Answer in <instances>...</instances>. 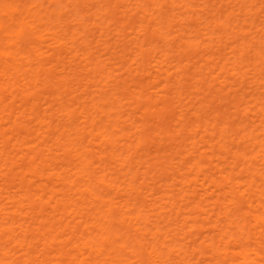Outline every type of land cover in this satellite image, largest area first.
<instances>
[{"label":"bare ground","instance_id":"6f19581e","mask_svg":"<svg viewBox=\"0 0 264 264\" xmlns=\"http://www.w3.org/2000/svg\"><path fill=\"white\" fill-rule=\"evenodd\" d=\"M0 264H264V0H0Z\"/></svg>","mask_w":264,"mask_h":264}]
</instances>
